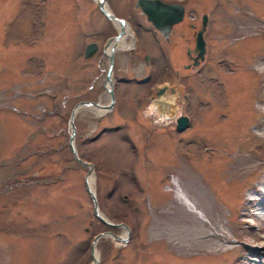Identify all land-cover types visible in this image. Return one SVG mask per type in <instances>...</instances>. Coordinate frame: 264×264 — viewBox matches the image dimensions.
Listing matches in <instances>:
<instances>
[{"label":"rangeland","instance_id":"obj_1","mask_svg":"<svg viewBox=\"0 0 264 264\" xmlns=\"http://www.w3.org/2000/svg\"><path fill=\"white\" fill-rule=\"evenodd\" d=\"M178 1L187 16L164 72L146 84L116 82L109 111L82 106L74 117L99 209L131 230L125 244L99 238L95 255L101 264H264V250H248L264 234L255 216L264 214V0ZM202 12L204 57L186 68ZM102 21L93 0H0V264H91L93 234L122 231L92 214L85 167L67 142L71 105L107 101L104 59L83 57ZM115 57L113 80L130 73L122 50ZM130 63L144 74L140 58ZM163 85L176 91L166 112L156 107ZM178 114L189 118L182 130ZM176 183L204 215L190 211Z\"/></svg>","mask_w":264,"mask_h":264},{"label":"flooded vegetation","instance_id":"obj_2","mask_svg":"<svg viewBox=\"0 0 264 264\" xmlns=\"http://www.w3.org/2000/svg\"><path fill=\"white\" fill-rule=\"evenodd\" d=\"M98 11L100 12L102 23L97 28L94 29V34H96V49L92 56H97L103 58L105 61L106 68V53L104 51L105 43L113 35L117 34L121 30V43H118V47L115 48L113 53V69L116 62V51L122 50L123 58L127 61L128 66L124 71L130 72L129 75H118L114 77L113 85L116 82H130L133 81L138 84L149 83L154 75L160 72H164L163 61L172 62L174 58L177 57L176 50L178 49V25L183 23L186 15L185 5L178 0H162L165 2H171L174 4L180 3L182 6V17L180 20L172 22L167 27H155L147 16L143 13L140 7L136 4V0H104V5L107 11H109L114 17L106 16L97 5L98 0H93ZM100 1V0H99ZM192 26V23H190ZM146 35V41L141 39V35ZM104 37L103 40L99 39ZM184 37H187L184 36ZM183 37V38H184ZM139 38L141 42H139ZM188 38V37H187ZM186 38V39H187ZM194 41V34L193 39ZM122 47V48H120ZM185 56L189 62L185 63L183 66L188 68L191 66V59L194 57V51L192 47H185ZM140 58L143 63L144 74L138 77L136 75L135 65H131L130 61L132 59ZM103 63V61H102ZM166 68V66H165ZM177 69L173 68V73H177ZM128 75V77H127ZM103 87V84H101ZM104 88V87H103ZM156 88L154 89V92ZM153 92V93H154ZM152 93V94H153ZM151 99V94H149Z\"/></svg>","mask_w":264,"mask_h":264},{"label":"water","instance_id":"obj_3","mask_svg":"<svg viewBox=\"0 0 264 264\" xmlns=\"http://www.w3.org/2000/svg\"><path fill=\"white\" fill-rule=\"evenodd\" d=\"M137 3L140 5L142 11L145 12L148 19H150L152 21V23L154 24V26L157 28L164 27V26L167 27L171 22L176 21V20L181 18L182 7L179 4L166 3V2H163L161 0H137ZM98 5L101 7L102 11L104 12V14H106V16H108L110 18L114 17L111 13L107 12L106 9H104L103 5L100 2H98ZM170 13L175 14V15H172V17H169L168 19H166V17L169 16ZM205 20H206V15L203 14L202 15L201 29L198 31V35L195 39L194 50L196 51V56L194 57V60H193L194 64L197 63L198 59L203 58L204 45H203V40L200 37L201 36L200 31L202 29H204V27H205ZM118 35H119V33L114 36V40H113V42L109 48V51L106 53L107 57H108V62H107L106 72L104 75V83L103 84H104L105 89H106L108 96H109L108 102L101 104L98 101L92 100V99L77 100L72 105L70 112H69V117H68V125H69L68 146H69V149H70L72 156L76 159V161L79 164L86 166V171H85L84 176H83V183H84L85 189L88 192L90 200H91V204H92L91 211H92L93 215L98 220H100L102 223H104L107 226H110V227L121 226L125 229L123 235H118V234L114 233L112 230L106 229V230H102V231L97 232L92 237L91 242H90V246H89V250H90V257H91L92 261L94 262V264H100L98 262L97 257L94 255L95 243L99 237L105 236V235H111L116 241L124 243L128 239L130 229L123 222H114V221L109 220L102 213V211L99 209L97 199L95 196V192H94V188L90 184V175H92L93 164L90 161H86V160L81 159L77 155L75 147H74V135L76 132V127H75V124L73 121V117H74L76 110L80 106H84V105L85 106L86 105L87 106H94V107L103 108L104 110L109 109L112 106L113 101H114V93L112 90V82H111L110 76H111V71H112L113 48H114V44L116 42V37H118ZM94 47H95V44L93 42L88 43L84 48V56L90 55L92 53V51L94 50ZM186 122H187V116L184 114L180 115L176 119L175 127L177 129H182L184 127V125L186 124Z\"/></svg>","mask_w":264,"mask_h":264},{"label":"bare ground","instance_id":"obj_4","mask_svg":"<svg viewBox=\"0 0 264 264\" xmlns=\"http://www.w3.org/2000/svg\"><path fill=\"white\" fill-rule=\"evenodd\" d=\"M120 39H121V37L117 40V42L118 43H121V41H120ZM120 41V42H119ZM237 79V78H236ZM235 79V80H236ZM234 80V81H235ZM240 81V84H243L242 83V81L241 80H239ZM235 83H237V81L235 82ZM238 85V84H237ZM174 89V91H172ZM175 88H171L170 90L168 89V87H167V85H163V86H161V87H159V89H158V91L156 92L157 93V103H156V107L157 108H159V110H161L162 112H166L168 109H170V107L174 104V94H175ZM231 93V92H230ZM237 94V93H236ZM230 95V94H229ZM238 95V94H237ZM237 97V96H236ZM236 97H235V99H236ZM173 99V100H172ZM225 99H227V98H225ZM171 100V101H170ZM227 100H229V99H227ZM224 101V100H223ZM226 101V100H225ZM235 102H237L236 100H235ZM227 103H230V100H229V102H227ZM238 104V103H237ZM236 104V105H237ZM221 105H223V104H221ZM212 106V105H211ZM229 106V105H228ZM229 107H231V106H229ZM264 107V106H263ZM234 107L232 106V109H233ZM236 108H238V105H237V107ZM100 110H103V108H99ZM225 110H227V109H225ZM234 110H238V112L239 111H241L240 109H235L234 108ZM233 111V110H232ZM225 112V111H224ZM229 112V111H228ZM234 112V111H233ZM232 112V113H233ZM234 114H238V113H236V112H234ZM221 115V114H220ZM222 116V115H221ZM225 116V115H224ZM229 116V115H228ZM231 116V115H230ZM233 116V118L234 119H237V118H235V116L237 117V115H232ZM227 118V117H226ZM229 122V121H228ZM259 123V122H258ZM231 124V123H230ZM225 125V124H224ZM253 125V124H252ZM256 125V124H255ZM259 125V124H258ZM228 126H230L229 125V123H228ZM227 126H225V128H226ZM253 127V126H252ZM224 128V127H223ZM255 129V128H254ZM230 132V131H229ZM229 156V155H228ZM245 156H247V155H245ZM245 156H244V158H245ZM230 157V156H229ZM231 157H233V156H231ZM243 157V156H242ZM250 157V156H249ZM249 157H247V158H249ZM243 159V158H242ZM251 159V158H250ZM252 160V159H251ZM249 161V160H248ZM245 162V161H244ZM250 162V161H249ZM251 165V164H250ZM240 166H241V164H240ZM252 166V165H251ZM242 167V166H241ZM244 167V166H243ZM237 168H239V167H237ZM239 170V169H238ZM241 174V173H240ZM233 176V175H232ZM236 177V176H235ZM92 178V177H91ZM90 178V180H92ZM231 178V177H230ZM236 178H240L239 176H237ZM224 181V180H223ZM178 182H180V181H178ZM90 183H91V181H90ZM214 184V183H213ZM224 184V183H223ZM222 184V185H223ZM237 184V183H236ZM176 185H177V188H178V184L176 183ZM183 186H184V183H183ZM213 186V185H212ZM215 186V185H214ZM262 185H260V187H261ZM180 187V186H179ZM218 187V186H217ZM216 187V188H217ZM224 187V186H223ZM250 187H252V185H250ZM222 188V187H221ZM179 189V188H178ZM177 189V190H178ZM232 190H233V188H231ZM263 189V188H262ZM180 190V192H181V189H179ZM217 190V189H216ZM223 190V188L221 189V191ZM228 190V189H227ZM235 190V189H234ZM251 190V189H250ZM218 191H219V188H218ZM224 191L225 190H223V193H224ZM235 191H237L238 192V190L236 189ZM179 192V191H178ZM215 193V192H214ZM219 193V192H218ZM221 193V192H220ZM226 193H229V191L228 192H226ZM184 194V196H185V199L187 200V203H188V201H189V206H188V208L190 209V211L192 210V211H195V210H197V211H199L200 213H201V215H204V214H202V212H201V210L199 209L198 210V207L196 206V204L198 203H194V202H191V200H193V199H191L190 200V198L188 197H186V194L185 193H183ZM217 194V193H216ZM216 194H213V195H216ZM261 194H263V197L261 198V199H259V201H258V203L260 204V205H264V190H262L261 191ZM179 195V194H178ZM177 195V196H178ZM224 195V194H223ZM225 195H227V194H225ZM229 195V194H228ZM252 195V194H251ZM257 196V195H256ZM261 197V196H260ZM226 198H227V200H228V198L229 197H227L226 196ZM247 198V197H246ZM245 198V199H246ZM222 199H224V201L223 202H225V204H229V203H226V199L223 197ZM255 200V199H254ZM184 201V200H183ZM195 201V200H194ZM231 201V200H230ZM229 202V201H228ZM181 203V202H180ZM219 203V202H218ZM257 203V204H258ZM224 204V205H225ZM231 204V203H230ZM245 204H247V203H245ZM257 204H255V206L257 205ZM221 205V204H220ZM224 205H222V206H224ZM218 206V205H217ZM216 206V207H217ZM234 208H235V206H234V204L232 205ZM242 206V205H241ZM249 206V205H248ZM200 207V206H199ZM221 207V206H220ZM219 207V208H220ZM231 207V206H230ZM239 207V206H238ZM238 207H236V208H238ZM222 208V207H221ZM225 208V207H224ZM232 208V207H231ZM244 208V207H243ZM243 208H242V210H243ZM246 208V207H245ZM228 209V208H227ZM224 210V209H223ZM222 210V211H223ZM229 210V209H228ZM260 210V209H259ZM219 211V210H218ZM230 211V210H229ZM232 211H233V209H232ZM232 211H230V212H232ZM244 211H245V209H244ZM234 212V211H233ZM259 212V211H258ZM190 213V212H189ZM194 213V212H193ZM192 213V214H193ZM221 213V211L219 212V213H216L215 215H219ZM237 213V212H236ZM235 213V214H236ZM263 213V212H262ZM223 214V213H222ZM221 214V215H222ZM231 214V213H230ZM194 215V217H195V214H193ZM237 215V214H236ZM249 215V214H248ZM197 216V215H196ZM212 216V215H211ZM259 220H260V222L262 221V226H260V228H263V230H264V214L262 215V214H260V213H257V215H255ZM213 217H214V215H213ZM221 217V216H220ZM234 216H231V219L233 218ZM243 217H244V215H243ZM196 218H199V217H196ZM212 218V217H211ZM215 218H217V217H215ZM215 218H213V220L215 219ZM219 218V217H218ZM229 218H230V216H229ZM234 218H236V217H234ZM233 218V219H234ZM200 219V218H199ZM232 219V220H233ZM188 220V219H187ZM196 220V219H195ZM211 220V219H210ZM209 220V221H210ZM235 220V219H234ZM200 221H201V219H200ZM200 221H196V222H198V225H199V227L197 226L196 228H199V229H201V225H200ZM208 221V222H209ZM218 221V220H217ZM216 221V222H217ZM225 221V220H224ZM244 221V220H243ZM254 221V220H253ZM186 222H188V221H186ZM196 222H195V224H196ZM200 222V223H199ZM205 222V221H204ZM211 223H209V224H211V225H213V224H215V222L212 224V220L210 221ZM220 222V221H219ZM237 222H238V220H237ZM245 222V221H244ZM181 223V222H180ZM240 223H241V221H240ZM188 224H189V222H188ZM187 224V225H188ZM206 224V223H205ZM236 224H239V223H236ZM246 224V223H245ZM197 225V224H196ZM207 225V224H206ZM223 225V224H222ZM228 225V224H227ZM235 225V224H234ZM240 225V224H239ZM238 225V226H239ZM253 225V224H252ZM214 226V225H213ZM231 226V225H230ZM181 227V226H180ZM186 227H189V226H186ZM191 227H193V226H191ZM190 227V229H192ZM241 227V226H240ZM195 228V229H196ZM203 229H204V227H202ZM224 228V227H223ZM236 228V227H235ZM189 229V230H190ZM224 229H228V228H224ZM237 229V228H236ZM244 229H245V227H244ZM243 229V230H244ZM188 230V229H187ZM202 230V229H201ZM217 230V229H216ZM249 230H250V228H249ZM194 230H192V232H193ZM196 231V230H195ZM199 232H202V231H200V230H198ZM206 231V230H205ZM205 231H204V233H205ZM215 231V230H214ZM241 231V230H240ZM252 231H253V229H252ZM260 231V230H259ZM187 232V231H186ZM198 232V233H199ZM212 232V231H211ZM251 232V231H250ZM191 233V232H190ZM206 233H208V232H206ZM221 233V232H220ZM195 234H197V233H195ZM228 234V233H227ZM230 234V233H229ZM255 234V233H254ZM194 235V234H193ZM197 235H203V234H197ZM214 235V234H213ZM234 235V234H233ZM241 235V234H240ZM195 236V235H194ZM218 236H220V235H218ZM222 236V235H221ZM238 236H239V234H238ZM244 236V235H243ZM188 237V236H187ZM186 237V238H187ZM191 237V236H190ZM226 237V236H225ZM237 237V236H236ZM214 238H215V236H214ZM219 238V237H218ZM245 238V237H244ZM254 239H255V245L254 246H248V250L249 251H251V252H256V251H259L260 249H262V250H264V247H263V244H264V234H255V237H253ZM197 239V238H196ZM212 239V238H211ZM217 239V238H216ZM189 241V240H188ZM193 241H194V238H193ZM199 241V240H198ZM197 241V242H198ZM226 241H228V240H226ZM190 242V241H189ZM200 242V241H199ZM198 242V243H199ZM211 242V241H210ZM220 242H222V241H220ZM248 242V241H247ZM197 243V244H198ZM203 243V242H202ZM208 243H209V240H208ZM212 243L213 242H211V245H212ZM216 243V242H215ZM239 243H241V242H239ZM205 244V243H204ZM221 244V243H220ZM223 244V243H222ZM235 244V243H234ZM242 244V243H241ZM213 245H214V243H213ZM257 245V246H256ZM181 246V245H180ZM202 246V245H201ZM216 246H218V245H216ZM215 246V247H216ZM221 246V245H220ZM199 247V246H198ZM203 247V246H202ZM244 247V246H243ZM200 248V247H199ZM208 248V247H207ZM235 248V247H234ZM206 249V248H205ZM210 249V248H209ZM214 249V248H213ZM203 250V249H202ZM233 251V250H232ZM216 252V251H215ZM235 253V252H234ZM94 254H95V252H94ZM210 254V253H209ZM246 257V256H245ZM245 261V260H244ZM200 263V262H199ZM202 264H203V262H202ZM205 264V263H204ZM245 264V263H244Z\"/></svg>","mask_w":264,"mask_h":264}]
</instances>
